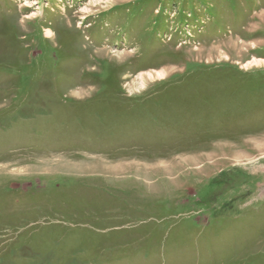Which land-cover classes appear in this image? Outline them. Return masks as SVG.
Instances as JSON below:
<instances>
[{"label": "rangeland", "instance_id": "rangeland-1", "mask_svg": "<svg viewBox=\"0 0 264 264\" xmlns=\"http://www.w3.org/2000/svg\"><path fill=\"white\" fill-rule=\"evenodd\" d=\"M96 1L0 0V264H264V0Z\"/></svg>", "mask_w": 264, "mask_h": 264}, {"label": "bare ground", "instance_id": "bare-ground-1", "mask_svg": "<svg viewBox=\"0 0 264 264\" xmlns=\"http://www.w3.org/2000/svg\"><path fill=\"white\" fill-rule=\"evenodd\" d=\"M103 1H106V2H108V1H111V0H98V1H96L97 3L98 2H100V3H103ZM95 2V1H94ZM31 6V5H30ZM95 6V5H94ZM33 7V6H32ZM84 12L83 13H90L92 10H90L89 8H85L84 10H83ZM92 13V12H91ZM30 16V15H29ZM30 17H32V16H30ZM72 17V16H71ZM2 23V22H1ZM79 25H80V28H82L83 27V24H82V22L81 23H79ZM79 27V26H78ZM46 36L47 37H50V38H52L54 35H53V31L51 30V29H47L46 30ZM95 47V46H94ZM117 53V52H116ZM125 56V55H124ZM260 64H262V60H257V59H254L252 62H251V65H252V67L253 66H258V65H260ZM250 67V66H249ZM155 72V75L158 77V79H165L166 78V75H167V71L166 70H157V71H148V72H146V73H143V74H141L140 75V81H141V86L142 87H146V81H147V79H154L155 78V76H154V73ZM146 75V76H145ZM76 94V93H75ZM77 96V95H76ZM112 107V106H111ZM115 106H113V108H114ZM116 108V107H115ZM112 109V108H111ZM121 109H124V108H121ZM112 113V112H111ZM117 114V113H116ZM111 116V115H110ZM114 116V115H113Z\"/></svg>", "mask_w": 264, "mask_h": 264}]
</instances>
